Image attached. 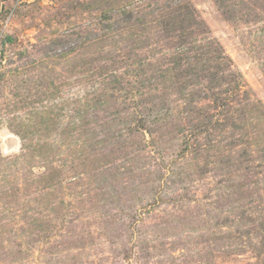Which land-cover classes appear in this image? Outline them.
<instances>
[{"label": "rangeland", "instance_id": "obj_1", "mask_svg": "<svg viewBox=\"0 0 264 264\" xmlns=\"http://www.w3.org/2000/svg\"><path fill=\"white\" fill-rule=\"evenodd\" d=\"M0 264H264V0H0Z\"/></svg>", "mask_w": 264, "mask_h": 264}]
</instances>
